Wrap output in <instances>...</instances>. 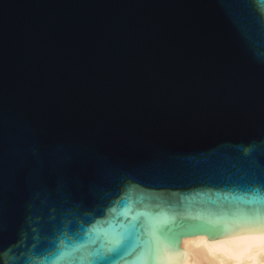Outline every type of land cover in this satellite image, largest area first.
Returning <instances> with one entry per match:
<instances>
[{"label": "water", "instance_id": "obj_1", "mask_svg": "<svg viewBox=\"0 0 264 264\" xmlns=\"http://www.w3.org/2000/svg\"><path fill=\"white\" fill-rule=\"evenodd\" d=\"M261 229L264 0H0V264Z\"/></svg>", "mask_w": 264, "mask_h": 264}, {"label": "bare ground", "instance_id": "obj_2", "mask_svg": "<svg viewBox=\"0 0 264 264\" xmlns=\"http://www.w3.org/2000/svg\"><path fill=\"white\" fill-rule=\"evenodd\" d=\"M250 249V250H249ZM179 258L173 264H264V231H244L238 234H205L184 236ZM243 253L241 259L232 254Z\"/></svg>", "mask_w": 264, "mask_h": 264}, {"label": "snow or ice", "instance_id": "obj_3", "mask_svg": "<svg viewBox=\"0 0 264 264\" xmlns=\"http://www.w3.org/2000/svg\"><path fill=\"white\" fill-rule=\"evenodd\" d=\"M261 231H264V229H261ZM240 233H238V235H239ZM250 250V249H249ZM179 255H182V253L181 254H179ZM179 255H178V257L177 258H179ZM242 256H243V253H238V254H232V256H231V258H234V259H241L242 258Z\"/></svg>", "mask_w": 264, "mask_h": 264}]
</instances>
